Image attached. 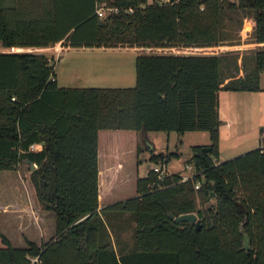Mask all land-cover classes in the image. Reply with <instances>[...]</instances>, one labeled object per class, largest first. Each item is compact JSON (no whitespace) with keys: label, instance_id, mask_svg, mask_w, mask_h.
<instances>
[{"label":"trees","instance_id":"trees-1","mask_svg":"<svg viewBox=\"0 0 264 264\" xmlns=\"http://www.w3.org/2000/svg\"><path fill=\"white\" fill-rule=\"evenodd\" d=\"M100 6L117 9L99 16ZM224 9L253 17L256 45L254 69L227 82L216 52ZM49 46L136 48V85L60 87L45 53L13 50ZM261 71L264 0H0V169L36 163L34 195L55 213V232L40 243L13 245L0 229V264H29V255L38 264H264V146L216 158L218 90H259ZM196 128L211 142L208 151L193 146L191 176L158 177L152 165L135 176L134 193L97 210L99 131L145 139L148 130ZM176 154L153 149L149 161L165 166ZM109 209L131 212L133 248H114L101 214ZM168 210L196 212L199 227Z\"/></svg>","mask_w":264,"mask_h":264},{"label":"rangeland","instance_id":"rangeland-1","mask_svg":"<svg viewBox=\"0 0 264 264\" xmlns=\"http://www.w3.org/2000/svg\"><path fill=\"white\" fill-rule=\"evenodd\" d=\"M159 1L164 2L168 0ZM147 2H152V0H147ZM222 21L221 28L224 39L221 47L217 48L216 52L225 55V58L220 63L219 72L223 82H227L233 76L241 75L254 69V54L256 51L255 31L253 17L250 18V16L232 12L229 9L223 10ZM26 50L43 52L50 58L49 60L53 66L58 84L61 83L59 79V76H61L62 78H67V84H71L65 86H81L73 85L77 84L76 82L81 84L75 80L79 72V70L73 68L74 60L72 58L75 52H66V56L63 57L68 58L66 60L67 63L63 61L64 63L62 62L61 64V62L58 63V55L54 52L56 51L55 48H28ZM70 63L71 67L69 66ZM133 78H135L134 69ZM134 84L135 80L132 81L131 85L117 86H134ZM259 85V90H221L219 95L220 114L223 117H228L231 123V130L228 135L225 133L220 139L218 156L216 157L219 161L238 155L256 146H264V71L259 73ZM236 111L238 114H236ZM225 126H222L223 133ZM107 130L105 129L100 132L99 139H104L108 147L114 146L120 148L122 153L119 156H124L125 167L122 170L124 171L126 182L121 186L128 187V190L124 192L126 195H131L135 191V173L139 175L145 174L150 166L160 164L159 162L153 163L149 161L148 154L150 150L145 148L147 141L155 146V151H176L177 154L169 158L164 168L170 172L179 171L182 175L187 176L192 175L196 170L191 159L193 146L200 145L203 147L211 142L209 131L200 128L187 129L183 132L176 130H148L144 140L140 131H133V137L141 145L139 154L141 160L138 159V162L135 163V142L130 131L110 129L106 133ZM106 134H109V138H104ZM13 185L15 189H12ZM3 189L5 193H2ZM8 189H12L9 195L12 197L13 195L17 196L19 201L25 199L27 203L30 202L35 205L37 202L39 205L30 179V165L26 160L21 161L17 169H0L1 198H6L3 194H6ZM8 191L10 192V190ZM39 206H36L38 210H46L48 212L49 217L46 216V218L48 222L52 220L51 225L55 231L54 211L43 209L42 206ZM32 225L33 228L30 229L31 232L28 234V237L40 241L39 232L35 228L36 223L33 222ZM0 227L12 239V244H26V240L21 235L22 232L18 230L17 226L8 225L6 217L3 215L0 216ZM26 231L29 230L27 229ZM129 235L130 231L125 233L124 237L129 238Z\"/></svg>","mask_w":264,"mask_h":264},{"label":"crops","instance_id":"crops-1","mask_svg":"<svg viewBox=\"0 0 264 264\" xmlns=\"http://www.w3.org/2000/svg\"><path fill=\"white\" fill-rule=\"evenodd\" d=\"M48 48L56 49V51L54 52L58 55V59H57L58 63L61 62V64L63 61L67 63L66 60H68V58L63 57L66 56L65 54H67L70 51L75 52L73 53L74 56L72 58L74 60L73 68L79 70L75 80L81 83L78 84V82H76L77 84H73V85H81V86H76L75 88H85V87L131 88L136 85V58L137 55L139 54V51L136 48L69 47L60 50L58 46H49V47L33 48V49H48ZM26 49L28 48H15L13 50L23 51ZM69 66L71 67V63ZM133 69L135 71V78H133ZM54 78L56 84L60 87H74V86H65L71 84H67V78L66 77L62 78L61 76H59L61 83L58 84L57 77L55 76V72H54ZM134 80H135L134 86H117V85H131L132 81ZM220 93L221 90H218V112L222 120L219 126V143L223 134L225 135L226 133L228 135L229 131L231 130L230 128L231 123L230 120H228V117L227 116L223 117L220 114V101H219ZM236 114H238L237 111ZM223 125H226L224 128V133L222 131ZM101 131H99V136ZM124 131H130V133H133L131 130H124ZM108 132L109 130H107L106 133ZM104 138H109V134H106ZM133 139L135 142V153H136L135 163H137L138 159L141 160V158L139 157L140 152H137V139H135L134 137ZM105 142L106 141L104 139L102 140L99 139V144L97 147L98 169H99V174H98L99 205L97 207V210L99 211L106 204L127 196V195H121V193L124 191V189L128 190V187L120 186L126 180L125 174L118 173V170H122L125 167L124 156H119L122 153L120 151V148L114 146L108 147ZM42 145L43 144L41 142V145H39L35 149H40ZM145 148H147V144ZM149 156H150V152L148 154V159ZM35 166L36 163L34 167ZM34 167H31L30 165L31 169H33ZM136 175L138 174L135 173V176ZM119 177H121V181H119ZM115 184H119V185L115 186ZM12 189H15L14 185ZM12 189H8L10 190V192L7 190V193L3 194L4 197L6 198L0 197V216L3 215L6 217V223L8 225L17 226L18 230L22 232L21 235H23L24 240H26V238L31 239L30 237H28V234L31 232L30 229L33 228L32 225L33 222L36 223L35 228L39 232L40 241H37L35 239H31V240H34L36 243H40L48 239L50 236H52L55 231L51 225L52 220L51 221L49 220L50 222H48V219L46 218V216L49 217L48 212L46 210H42V211L38 210L36 206H39L40 204L38 205L37 202L34 205L33 203L31 204L30 202L27 203L25 199H23V201H19L17 196L15 195H13V197L10 196L9 194L12 192ZM2 193H5L4 189L2 190ZM105 213L108 214V218H110V220L109 219L107 220V215ZM101 214L103 216L106 229L109 233V237L111 239L114 248L116 250L120 249L123 251L133 248L134 246L133 227L135 221L133 219L131 212L127 210L117 211V210L109 209L107 211H101ZM37 217L40 218V221L39 218ZM27 229L29 231H26ZM128 231H130L129 238H125L124 234L127 233ZM7 237L10 239L12 243V239L8 235Z\"/></svg>","mask_w":264,"mask_h":264},{"label":"water","instance_id":"water-1","mask_svg":"<svg viewBox=\"0 0 264 264\" xmlns=\"http://www.w3.org/2000/svg\"><path fill=\"white\" fill-rule=\"evenodd\" d=\"M147 145H148V149L149 150H153L154 149V145L152 143H150L149 141H147ZM203 149L205 151L210 150V146H203ZM31 167H34L35 163L33 161H29ZM214 192L211 191V194H213ZM167 214L170 216V218H172L174 221L178 222L181 220H188L190 222H194L196 227H199V221L197 220V214L194 211H187V212H181L179 214H174L171 211H167ZM240 230L243 234L242 237V247L245 249H249L250 246V236L248 234V232L242 228V225L240 226Z\"/></svg>","mask_w":264,"mask_h":264},{"label":"built area","instance_id":"built-area-1","mask_svg":"<svg viewBox=\"0 0 264 264\" xmlns=\"http://www.w3.org/2000/svg\"><path fill=\"white\" fill-rule=\"evenodd\" d=\"M117 8H108V7H104V6H100L99 8H97L96 12L99 16H104L106 14L107 11H111V10H116ZM128 11H132L131 8L128 9ZM39 145H41V142H32L29 144V149H35L37 148ZM153 168L157 171L158 173V177H162L165 171L164 165L163 164H154ZM191 176V175H190ZM187 175H182L181 178L182 179H186ZM200 184V181L197 180L195 183V187H198ZM30 258V263L29 264H38V255H29Z\"/></svg>","mask_w":264,"mask_h":264}]
</instances>
